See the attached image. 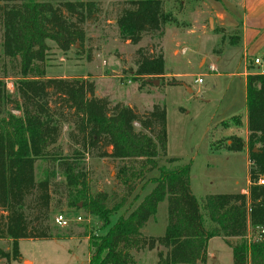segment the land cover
Segmentation results:
<instances>
[{
  "label": "trees",
  "instance_id": "trees-1",
  "mask_svg": "<svg viewBox=\"0 0 264 264\" xmlns=\"http://www.w3.org/2000/svg\"><path fill=\"white\" fill-rule=\"evenodd\" d=\"M98 1L0 0L3 53L16 78L14 97L0 77V210L6 213L0 216V241H12V253L0 251V258L9 264L19 259V242L24 239H58L50 221L52 189L59 183L37 181L35 165L37 160L54 156L63 126L72 124L69 139L82 152L125 163L117 179L130 193L135 181L147 172H160L152 192L128 216L111 225L117 205L109 207L107 193L92 194L82 169L59 158L57 167L64 177L61 185L67 192L68 206L80 208L83 204L89 215L109 226L103 236L90 241L89 264H138L132 251L154 250L157 244L167 251L158 254V264H206L209 241L216 237L228 240L234 264H264V186L258 184L264 178V73L247 77L248 142L237 139L236 145L229 147L242 151L248 146V194L210 195L201 208L191 190V165H177L175 158H168V163L175 165L172 169L158 164L159 158L167 157L165 106L154 105L141 114L123 103L112 106L107 98L97 97L95 83L87 78L47 77V42H54L65 53L77 44L82 46V26L97 13ZM123 1L116 19L123 41L138 46L145 35L164 37L170 20L166 0ZM156 49H137V69L130 81H163V48ZM234 120L240 125L238 117ZM137 123L141 128L138 132ZM164 201H168L165 234L147 240L142 231ZM207 220L212 224L209 229ZM231 239L238 241L231 243Z\"/></svg>",
  "mask_w": 264,
  "mask_h": 264
},
{
  "label": "rangeland",
  "instance_id": "rangeland-1",
  "mask_svg": "<svg viewBox=\"0 0 264 264\" xmlns=\"http://www.w3.org/2000/svg\"><path fill=\"white\" fill-rule=\"evenodd\" d=\"M181 1L165 2V11L170 15L165 37L159 39L145 35L138 46H133L120 38L116 25L124 1L99 0L97 13L82 26L85 32L82 46L77 44L65 53L54 42H47L50 51L46 72L50 78L87 77L95 83L96 96L107 98L112 106L123 103L141 114L151 111L154 105L165 106L167 157L159 158L158 164L161 168L172 169L175 165L169 164L168 158H175L179 160L177 165H191V190L202 208L207 196L236 194L241 189L248 192L250 188L251 166L244 152L232 153L227 150L237 139H245L242 129H239V137L227 136L230 124L241 125V120L238 125L234 118L246 111L245 62L242 50L231 44L237 30L221 28L212 14V11L230 14L231 3L238 0ZM231 13L234 14V11ZM140 47L149 50L156 47L157 52L163 48L167 76L158 86L130 81L137 69L136 51ZM176 50L177 53H174ZM256 59L261 61L260 65L255 64ZM204 61L205 65L202 66ZM247 62L252 72L262 73L264 48L260 49L258 44L248 55ZM212 64L216 66V71L210 69ZM13 73L4 57L3 28L0 25V77L9 93L16 97V78ZM173 80L180 84L169 85ZM11 112L20 116L16 110ZM73 129L72 124L64 125L59 143L54 148V156L37 160L36 180L49 179L61 185L64 177L57 167L59 158L74 163L87 175L92 194L107 193L110 197L109 207L117 205L110 217L112 225L118 218L128 216L152 192L155 188L153 181L160 176V172H147L144 178L135 181L134 190L130 193L117 179L120 167L125 163L82 152L69 139ZM135 129L137 132L141 130L138 123ZM245 148L250 160L248 146ZM107 150L111 152V149ZM59 185L52 189L50 221L55 238L58 239L21 240L20 258L11 260L10 264L89 263L91 252L88 244L93 237L103 236L109 226L89 215L83 209V204H80V208H70L67 192L64 186ZM58 213L70 214L69 218L79 216L82 222H73L70 227L61 228L54 220ZM3 214L6 213L0 210V216ZM167 220L168 201H164L143 229L144 237L147 240L163 237ZM211 225L207 220L208 229ZM252 235L253 230L250 229L249 237ZM231 241L236 243L238 240ZM0 251L11 254L12 241L1 240ZM160 252L167 251L157 244L154 250L145 248L132 251V254L138 264H158ZM0 264L9 262L0 258ZM206 264H234L228 240L222 237L210 239Z\"/></svg>",
  "mask_w": 264,
  "mask_h": 264
},
{
  "label": "crops",
  "instance_id": "crops-1",
  "mask_svg": "<svg viewBox=\"0 0 264 264\" xmlns=\"http://www.w3.org/2000/svg\"><path fill=\"white\" fill-rule=\"evenodd\" d=\"M184 1H182L183 3ZM234 11V14L231 12ZM214 17H216V22L223 29H232L237 30V34L233 35L232 43L234 47L240 48L243 52V60L245 62L244 73L243 76L245 78V102L247 101V77L253 74H259L257 72H252L249 69L250 65H248V55L252 52V49L260 46V49L264 48V0H238L231 3L230 14L222 11L221 13H216L212 11ZM167 32V31H166ZM165 32V35H166ZM164 35V37H165ZM179 52V51H178ZM177 53V50L174 52ZM219 58L217 61L219 62ZM205 65V61L202 63V66ZM213 68L216 71L215 65H210V69ZM264 73V71L262 72ZM167 76V74L165 75ZM87 78V77H86ZM100 98V97H99ZM241 120L240 126H232L230 124L228 135L229 137H234L240 135V130L245 132V144L248 142L249 131H248V116H247V106L246 111L240 117ZM228 152L232 153H241L244 152L246 159L250 162L246 148L244 151H232L227 149ZM251 166V162L249 164ZM250 184V181H249ZM238 193L248 194L247 190L241 189ZM236 193V194H238ZM250 231V230H249ZM233 243L231 240H229ZM89 252H91L90 244H88ZM91 258V253H90ZM90 262V260H89ZM32 263V262H31ZM33 264V263H32ZM89 264V263H88Z\"/></svg>",
  "mask_w": 264,
  "mask_h": 264
},
{
  "label": "built area",
  "instance_id": "built-area-1",
  "mask_svg": "<svg viewBox=\"0 0 264 264\" xmlns=\"http://www.w3.org/2000/svg\"><path fill=\"white\" fill-rule=\"evenodd\" d=\"M255 64L260 65L261 61L259 59H256ZM211 70L214 71L213 68H211ZM200 82H201V80L199 81V83ZM258 184L261 186H264V178L259 179ZM69 216H71V215L69 214ZM69 216L67 214H64V213H58L57 216H55V218H54L55 223L58 226H60L61 228H67V227H70L73 222H75V223L82 222V218L79 216H75V218H69Z\"/></svg>",
  "mask_w": 264,
  "mask_h": 264
},
{
  "label": "water",
  "instance_id": "water-1",
  "mask_svg": "<svg viewBox=\"0 0 264 264\" xmlns=\"http://www.w3.org/2000/svg\"><path fill=\"white\" fill-rule=\"evenodd\" d=\"M151 84L158 86L160 84V81L159 80H154V81H151ZM188 90H189L190 93H192V90L191 89H188Z\"/></svg>",
  "mask_w": 264,
  "mask_h": 264
}]
</instances>
